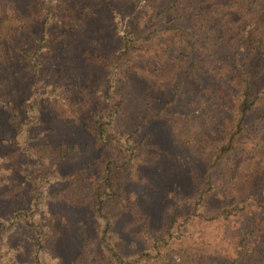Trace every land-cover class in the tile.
I'll return each mask as SVG.
<instances>
[{
	"label": "rangeland",
	"instance_id": "obj_1",
	"mask_svg": "<svg viewBox=\"0 0 264 264\" xmlns=\"http://www.w3.org/2000/svg\"><path fill=\"white\" fill-rule=\"evenodd\" d=\"M69 1L72 27L45 25L43 0H0L12 24L0 39V264L104 261L91 206L69 199L92 190L113 158L116 140L93 132L104 112L110 132L144 144L113 169L124 194L112 217L118 253L146 254L138 264H264V95L212 165L239 101L226 75L230 0ZM129 34L149 39L114 68ZM251 62L264 81V51ZM11 115L26 121L21 131ZM34 209L39 233L23 216L9 223Z\"/></svg>",
	"mask_w": 264,
	"mask_h": 264
},
{
	"label": "trees",
	"instance_id": "obj_2",
	"mask_svg": "<svg viewBox=\"0 0 264 264\" xmlns=\"http://www.w3.org/2000/svg\"><path fill=\"white\" fill-rule=\"evenodd\" d=\"M177 1L180 0H174V3ZM69 2V0H43L42 4L40 3L39 5L41 8L46 7V11L48 12L45 17V25L53 22L54 25L72 27L74 24L73 10L75 6L66 5V3ZM230 2L234 18L231 20L228 34H230V36H235V48L231 52V64L226 68V75L228 76L227 81L234 85L239 101L236 108L237 117L235 118V128L228 136L227 143L222 144L219 151L213 153L215 157L212 161V165L216 163V159L228 152L232 138L252 123V115H254L255 108L264 95V81L261 82L259 78L256 79L251 70V61L264 51V0H230ZM68 6H70V8ZM4 20H7L5 25L3 23ZM9 20L10 18L7 14L0 15V26H2V28L0 27V39H4V36L10 31L9 27H11L12 24ZM3 31L5 32L2 33ZM142 39L146 41L149 37H134L130 34L121 37L120 46L114 52L111 60L113 65H117V67L114 68H118V62L122 65H127L129 63L128 61L130 59L127 57L129 54H135V52L143 46L140 42ZM124 57L125 59L123 60ZM177 61H179L178 56H176L175 62L172 63L173 67L171 70L176 71L179 68V62ZM169 73H171V71ZM258 116L259 115L256 117ZM261 116L264 117V115ZM10 121L12 125L20 131L21 125H25L26 123V121L17 120L16 115H11ZM111 124L112 114L106 115L104 112L97 117L93 132L100 142L105 143L109 140H116L113 151H111L113 158H109L102 174L89 184V187H94L92 190L90 189L88 193H77L74 199L71 197H69V199L72 203L85 200L84 203L81 204L89 205L92 208L95 224H97L95 230L98 237L96 241L98 251H95V253L104 258V261L100 264H138L146 254L121 255L118 253L119 247H117L115 243V234L111 233L113 224L112 217L117 212L119 201L124 198L122 184L120 182L114 183L112 176L114 175L113 169H121L127 166V163L131 165L134 152H142L144 144L134 143L132 145L129 136L125 133L118 134V136L113 134L110 132L109 128ZM108 143H111V141ZM125 153H129L130 157L128 159H125ZM63 154L65 153L62 152L61 155ZM205 180L209 184L208 187H210L211 174L206 175ZM170 194L173 196L174 191H170ZM205 194V190L202 192L199 191L201 199ZM51 197L62 198L63 195L60 194L59 190H55L51 193ZM35 211L36 209L31 212L23 210L16 211L13 215L9 216V223L12 225L19 216H23V218H26L27 223L35 227V231L39 233L37 224L30 219ZM0 227L3 229L7 228V217L0 215ZM34 242L36 251L38 252L41 248L42 241L36 237ZM90 261L91 263L98 262L97 258H93Z\"/></svg>",
	"mask_w": 264,
	"mask_h": 264
}]
</instances>
